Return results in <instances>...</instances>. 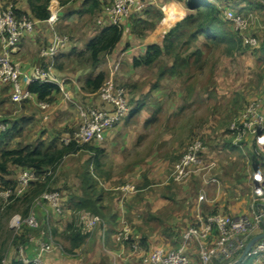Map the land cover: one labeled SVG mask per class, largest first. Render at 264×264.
I'll return each mask as SVG.
<instances>
[{
  "label": "crops",
  "instance_id": "1",
  "mask_svg": "<svg viewBox=\"0 0 264 264\" xmlns=\"http://www.w3.org/2000/svg\"><path fill=\"white\" fill-rule=\"evenodd\" d=\"M4 1L5 0H0V11L4 7ZM86 1L87 0H72L66 5H61L58 0H51L48 5L50 15V6L53 4L56 6L57 15L59 17L58 21L52 25L48 22L49 18L46 20H39L32 15L28 0H16L15 7L17 12L32 18L36 22L35 30L23 38L21 44L13 53V61L22 72L30 73L37 67H44L45 60L40 55V47L49 44L53 39L54 33L66 35L65 32H69L72 27H78L75 28L76 31L82 33L78 34L79 36L77 40H75L76 42L70 41L69 46L66 48L65 52H63L65 55L73 49L77 51L85 50L87 43L104 27L110 25L109 21L103 20L100 22V29H96L95 32H91L92 29L88 31L87 29L79 27L88 22L86 17L94 18L100 16V13L104 14L106 11L105 7L110 4V0H99L102 8L101 12L97 15H91L86 12V8L84 7V2ZM207 1L217 4L214 0ZM183 2L182 0H146L140 3L138 7H136V11H133V16H137V19L146 20L151 24L153 23L152 28L144 30L142 35H138L133 29V25L128 24L124 26L122 39L110 54V57L116 53L117 49L124 48V46L131 43L132 47L127 48L123 53L127 54L132 52L133 55L130 59L131 68H138L133 65V59L142 56L150 45H162L165 34L182 18L192 13V10L188 7L186 2ZM240 2H242V0L236 1L237 4H240ZM246 5L250 6L249 2H247ZM224 9L229 8L225 6ZM231 9L237 12L233 8ZM245 10L246 9H244V11H239L245 12ZM157 15H159V17H157ZM84 37L87 38V40L85 41L84 47H80L78 39ZM125 39L127 41H124ZM168 62V67H170L172 65V60ZM65 63H67L66 60ZM102 64L103 62L96 69H90L88 76L99 74L101 70L98 69ZM65 73L66 70H57L56 72L63 87V91L60 90V93L55 95V101L50 103L48 110L40 108L39 104L43 101H40L34 94H32L30 99L21 103H13L9 95V106L11 104L21 106L22 108L24 107V111L28 108V112H32L30 115H28V112H25L22 118H26V122H31L30 125L33 130L34 128L36 129L39 124L48 122V120L52 118L53 113L57 111H62L64 116L67 115L68 103L66 102L68 99L65 97L64 93H68L73 97L71 105L76 108L78 107V109L81 107V104L87 103L92 105L97 99L96 105L101 104L99 97H95L96 95L88 94L82 90L85 80L81 83L78 76L74 79L72 77H66ZM175 78L176 76H170L168 80L163 79L158 87L157 85L154 86L155 91L153 90L154 92L150 93L154 97V100H149L147 102V100L150 99L148 98L140 103L138 97L136 99L137 101L134 102L133 105L131 104V113L126 118L118 122L114 127L107 129L102 137L95 138L89 143L90 146L103 150L102 155L98 158L99 161L95 153L83 150L82 152L88 153L89 155L86 159H81L77 166L73 167V165L68 163L69 161H64V163L60 164L61 166L56 169L59 181L56 180V182H54V190H63L64 180H67L68 183L72 181L73 185L78 186L76 195L82 194L81 175L84 171L90 172L93 178L98 182L99 187L104 189L106 217L102 218L104 225H100L96 228L98 229L96 235L98 236L99 234L110 246L115 245L118 248H110V250H108V254H111L110 258L112 256V262H114V264L117 263L118 259L120 260L119 264H154L148 258V254L145 251L141 250L139 252H134L130 244L135 241L139 242V240L142 242L143 240L153 250L156 248H164L167 250L180 248L182 244V233L195 223L199 215L206 216L217 212H223L225 204L222 199L224 198V200H226V194L225 192L221 194V186L214 189L216 195L212 193V187H210L209 193L211 195H208V191L205 193L203 189L195 188L197 185L196 177L188 179L185 186H179L170 179V174L173 169L170 168L171 165L174 162L176 163L185 152L187 149L186 145L193 135L201 133L207 136V144L204 143L206 145L204 160L213 164L216 173L220 175L219 178L221 176H231L228 178L231 179L234 176L245 175L247 169V160L243 158L239 159L235 155L234 157H232L233 155L227 154L220 155L221 153L236 151L247 159H249L248 153H252L253 156L255 155L254 144L251 137H248L246 144L242 148L233 145L232 141H227L225 144L223 143L220 146L217 145V149L214 150V142L218 144L219 139L217 138L214 140L216 137L214 135H210L211 138H208V135L205 133L206 128L203 127L202 130L197 124L191 125L187 137L178 139V131L180 129L177 123L180 121L178 119L180 110L177 109L178 106H174L172 101H170V106L166 107V104L162 103L165 101V95L162 91L158 90V88L160 90L161 88H165L163 87L165 83H168L170 86L175 84L176 82L173 81L176 80ZM109 79L113 81L112 76L110 77L106 74V82L110 81ZM71 84L73 85L71 86ZM173 89L177 92L176 95L182 94L179 92L181 91L180 87L173 86ZM6 92L10 93L9 88L0 85V106L6 101V99H1ZM163 104L164 108L162 107ZM184 110L185 109H181V112ZM79 116L71 121V115L68 114V118L60 122L58 128L56 127L57 129L41 131L39 134L46 139L44 142L47 141V143L57 137L61 138L63 134L78 128V126L82 124V117L80 114ZM175 131L176 134L174 135ZM12 147L16 146L12 144ZM236 162H238L237 165H234ZM21 170L23 169L12 166V174L7 176L6 179L12 180L15 184ZM157 179H159V182H157ZM245 180L246 179H241L240 181L233 180L232 183L227 184L233 190V198L229 199L231 201L228 210H232V215L234 216L248 214L249 210L247 207H249L254 197L252 190L253 179L251 180L252 183H244L243 181ZM225 182L223 184H226ZM127 183L133 184L136 187V191L125 194L120 188ZM249 185H251V187ZM5 189L6 188L3 190ZM113 191H117V193H113ZM16 199H19V197ZM17 207L19 208V206ZM14 209L16 210V208ZM219 209L221 211H218ZM30 213H33L39 224L46 229L45 241L53 240V231L56 230L58 233L56 237L61 236L66 243L70 244L63 236L67 226L75 220L82 230L85 216L90 212L86 214H76L71 205L68 204L62 214L53 213L51 211L49 215H46L39 207L31 210ZM125 226L129 227L131 230V242L121 245L116 242L115 235ZM168 226L177 227L182 231H180V233H168L164 230V227ZM183 229L185 230L183 231ZM262 232V229H259L256 234L259 235ZM92 233L93 231L89 236L87 234L88 239L89 237L91 238ZM185 249L198 263L196 245H191ZM2 251L5 252L4 246ZM64 253L68 254L67 252ZM75 253L76 254L72 255L77 256L79 254L77 250H75ZM35 254L36 252L27 248L28 257L32 258ZM70 255L71 254H68V256ZM51 257L52 254L47 256V260L50 263L57 264L59 262L57 260L54 261V259L51 260ZM12 259L14 258H10L9 263H7L4 257L3 262L4 264H10Z\"/></svg>",
  "mask_w": 264,
  "mask_h": 264
},
{
  "label": "rangeland",
  "instance_id": "2",
  "mask_svg": "<svg viewBox=\"0 0 264 264\" xmlns=\"http://www.w3.org/2000/svg\"><path fill=\"white\" fill-rule=\"evenodd\" d=\"M8 1L10 0L4 1V6L6 3H8ZM182 1L186 2V0H182ZM236 1L237 0H214V2L220 6L221 17L223 19H224L223 9L225 6H228L229 9L233 8L237 12L239 10L244 11V9H246L245 12L239 11L241 14L244 15V17L248 20L249 23L248 24L249 27L243 30L242 33L246 37H252L253 39L255 38L256 44H251L244 40H241L244 46V50L238 52L234 56H227L224 54L222 47H217L214 45L206 46V41H204L203 38H201L200 41L198 42L199 43L198 45L199 47H201V49L204 52L203 68L199 70L197 67L191 65L189 69L183 71L181 76H176L175 78L176 80H173L176 82L175 84H172L170 86L168 83H165L163 86L165 88H161V90L158 88V90L162 91V93L165 95L164 96L165 101H163L162 103H165L166 107H169L170 101H172V103H174V106H178L177 109L180 110L179 113L180 116L178 117L180 121L179 123H177L180 129L178 131L179 132L178 139L187 137L191 125L197 124V126L202 128V130L203 127L206 128L205 133L206 135H208V138H211L210 135H214L216 136L214 140H216L217 138L219 139L218 144L214 142V150L217 149V145L220 146L223 143L225 144V142L227 141L231 142L232 136L228 131L230 122L235 116L240 114L251 101L256 99L260 100L261 103L263 104V109H264V50H263L264 49V0H242L240 4H237ZM247 2H249L250 6L246 5ZM109 6L110 4L107 7H105L106 8L105 10H107ZM86 20H88V22L79 27L87 29L88 31H90L89 29H92L91 32H95L96 29H100V22H102L103 20L108 21L107 11H105L104 14L100 13V16L98 17L97 16L94 18L86 17ZM130 22L131 19L126 25H128ZM226 22H227L225 26L226 29L229 31H233L237 35V37L241 39L240 36L242 35V33H240L232 23L228 21ZM75 28L72 27L70 28L69 32H65L66 35L65 34H61V35L69 37L73 42L77 40V37L79 36L78 34H82L79 33V31H76ZM78 40L80 47L82 46L84 47L87 38L84 37ZM124 41L127 40L125 39ZM130 47H132L131 43L124 46V48L117 49L116 53L112 57H110V54L106 56L104 58L103 64L100 66L98 70H101V72H105L110 77L112 76V79L116 85L122 86L126 89V91L129 94V98L131 99L130 104L133 105L134 102L137 101L136 99L138 97H139L138 101H140V103L143 100H147L148 98L150 99H148L147 102L149 100H154V97L150 94L155 91L154 86L157 85L158 87L159 84L162 83L163 79L168 80L170 78V75H166L165 77L160 78L161 71L165 67H168L169 59L164 58L163 60H161L155 66L152 67H138L136 69H132L130 62V59L133 55L132 52L127 54L123 53L127 48ZM40 48H42V46ZM89 71L90 69L72 67L66 70L65 75L66 77H70V78L72 77L74 79H76L78 76L82 83L85 80V78L89 75ZM72 85L73 84H71V86ZM173 86L180 87L181 91L179 92H181L182 94L176 95L177 92L174 91ZM9 95L10 93L6 92L1 98L4 100L6 99V101L4 104L0 106V120L4 121V123H8L9 127H11V125L15 121H18L20 126H23L25 124V128L23 129L21 134L12 141L13 146H17V145L23 146L26 144L35 145L37 144V142L44 141L46 139H44V137L41 136L39 132L57 129L58 124L64 121L66 118H68V114L71 115L70 117L71 121H73V119L75 117H78L80 114L78 107L76 108L73 105H71V100L68 99L69 101L67 100L66 102L68 103L66 116L62 114V111H57L53 113L52 118L48 120V122H43L39 124L38 127L36 129L34 128L33 130L30 125L31 122L30 121L26 122V118H22L25 112L27 113L29 109L27 108V110L24 111V107L22 108L21 106H17V105L15 106L12 104L9 106L10 103L8 99ZM95 97L98 96L96 95ZM97 101L98 99L95 100L94 104L92 105L83 103L81 104V107L85 108L87 107V105L89 106L101 105V104L96 105ZM162 107L164 108V104ZM180 108L185 110L181 112ZM28 113H29L28 115H30L32 112H28ZM79 127L80 125L78 126V128ZM78 128H75L72 131H75ZM175 134L176 131L174 132V135ZM206 137L207 136H204L201 133H196L189 140L188 144L186 145V148L189 146L191 142L198 139L203 141L205 144H207L208 139ZM251 138L254 144L255 155L253 156L252 153H248L249 159L245 158V156H242L241 153L231 150L230 153L226 152L220 154V155L223 154L233 155L232 157H234L235 155L239 159L243 158L247 160V164H246L247 169L245 175L234 176L231 179H228L231 176L230 177L221 176L219 178L220 176L219 173L217 174L216 170L213 167L211 174L216 175L218 182L210 183L207 186L204 185L203 180L199 175L191 177V178L196 177L197 185L195 188L196 189L201 188L203 189V191H205V193L208 191V195L210 194L209 193L210 187H212L211 190L212 193L215 194L214 189L219 188L221 186L220 187L221 194L224 192L226 194L225 197L226 200H224V198L222 199L225 204L223 209L224 213L232 215V210H228L229 209L228 206L231 201L229 199L233 198V190L227 184L232 183L233 180L240 181L241 179L242 180L246 179L243 182L249 183L251 182L255 172L257 171L264 172V152L257 147V143L254 141V138L253 137ZM88 155H89L88 153L81 151L77 154L67 156L61 164H63L64 161L66 162L69 161L68 163L73 165L74 167L77 166L78 162L81 159H86ZM206 163L212 164L209 161H207ZM237 163L238 162H236L234 165H237ZM174 165L175 162L171 165L170 168L174 169ZM54 173H55L54 177L52 178V180H50V184H49L50 189H53L54 182H56V180L59 179L57 175V171H54ZM170 179L172 180L171 174H170ZM157 182H159V179H157ZM186 182L177 183V184L179 186H185ZM224 182L226 184H223ZM249 186L251 187V185ZM77 189L78 186L73 185L72 181L68 183L67 180H64V189L63 190L60 189L59 191L62 192L64 197H67L65 209L67 208L68 204H70V200H69L70 197L76 195ZM113 193H117V191H113ZM12 201L10 202V204H8V206L5 205L4 199L0 194V251L3 249L4 246L5 260L7 263H9L10 258L20 259L22 257V254L23 256L28 257L27 248L31 249L33 252H36L39 247V244L45 241L44 237L46 233V229L43 228V226L40 225L39 222L37 227H31L29 224L25 222L21 223L19 226L13 225L12 220L15 216H19L22 219L24 218L22 217V213H21V210L23 209L22 204L18 203V199H16L13 202ZM11 205L13 206L12 207L13 211L11 210L12 211L11 214H8L6 212L8 210V207ZM17 206H19V210ZM33 206L31 210H34L36 207H39L43 210V212H45L46 215H49L51 213L48 205L45 203H43L42 205L36 204V200H35ZM14 207L16 208V210L14 209ZM247 209L249 210V207H247ZM218 211L221 210L219 209ZM27 227H30L31 229L30 228L28 229ZM96 228L97 227L92 229L93 233L91 234V238L90 237L89 239L87 238L85 244L81 248L77 249V252H79L77 256L72 255V254H76L75 252L74 253L69 252L70 244L66 243L63 237L61 236L56 237L55 235H53L54 239L47 241L50 244L52 251H50L46 255V263L52 264L47 260V256L49 254H52V257L50 259L51 260L54 259V261L56 260L59 261L57 264H66V263L67 264H77V263L78 264H109V263L114 264V262H112V256L110 258L111 254L110 255L108 254V250H110V248L112 249L113 248L118 249V248L115 245L110 246L107 242H105L102 239V237L99 234L97 236L96 233L98 229ZM164 230L168 233H173V232L180 233V231H182L177 227H171V226L164 227ZM184 230L185 229H183V231ZM90 233H88V236L90 235ZM139 243L142 247L141 250L145 251L148 255L153 251V249H151L150 246L145 241L142 240V242H140L139 240ZM191 245H195V244H191ZM197 251H198V247H197ZM64 252H67L68 254L71 255L68 256V254ZM10 253H12L13 255ZM256 259H257L256 256L252 258H245V260L241 264H253V262H255ZM119 261L120 260L118 259L117 263L115 264H119ZM194 261L195 264H200L199 255H198V263L196 262V259H194Z\"/></svg>",
  "mask_w": 264,
  "mask_h": 264
},
{
  "label": "built area",
  "instance_id": "3",
  "mask_svg": "<svg viewBox=\"0 0 264 264\" xmlns=\"http://www.w3.org/2000/svg\"><path fill=\"white\" fill-rule=\"evenodd\" d=\"M145 0H110V6L106 10L110 24L123 27L126 25L136 7ZM51 15L48 19L50 24H55L59 17L56 6L51 4ZM224 20L232 23L242 33L247 29L248 20L243 14L232 9H223ZM36 28V22L26 16H19L14 3L8 2L0 11V85L9 88L10 98L13 103H21L32 97L28 90L30 83L48 82L54 83L63 91V87L56 74V59L69 46L71 39L59 33H54L49 44L42 46L41 57L45 60L44 67H37L30 73H24L14 63L13 53L21 44L23 38L31 34ZM242 40L256 44V39L246 37L243 33ZM65 97L72 100L68 93ZM101 101L99 106L80 107L82 124L71 132H66L60 139L63 144L75 142L77 145L89 144L93 139L102 137L103 133L118 122L126 118L131 112L129 94L122 86L110 81L106 83L98 93ZM40 108L48 110L50 103L40 102ZM9 129L8 123L0 120V134ZM232 136L233 145L242 148L248 139L253 137L257 147L264 152V109L260 100L251 101L245 109L235 116L228 127ZM254 142V143H255ZM206 145L201 140H194L189 144L185 152L174 165L171 178L176 183H184L193 176L199 175L204 185L217 183L215 174H211L213 164L209 165L204 160ZM56 169L48 168L42 172L32 169H23L17 177L14 188H8L0 192L5 205L17 197H20L28 190L33 182H46L54 177ZM254 198L249 205V213L244 215H231L224 212H217L210 215H199L193 225L182 233V244L180 248L167 250L156 248L148 258L154 264H195L193 257L186 251V247L195 244L198 247L200 264H231L235 262L247 244L257 234V230L264 232V172L257 171L253 176ZM49 186V185H48ZM125 194L136 191V187L127 183L120 188ZM47 204L50 211L62 214L66 206V197L62 192L54 189H47L36 199V204ZM27 223L31 227H37L38 220L33 213L26 219L15 216L12 224L19 226ZM82 231L88 234L93 228L104 225L100 216L88 213L83 221ZM262 232V233H263ZM115 240L121 245L131 242V230L125 226L115 235ZM131 248L139 252L142 247L137 241L132 242ZM52 251L50 244L44 241L39 244L36 254L29 258H20L24 264H47L46 255ZM22 252V249H21ZM256 256L253 264H264V238L256 241L246 258Z\"/></svg>",
  "mask_w": 264,
  "mask_h": 264
},
{
  "label": "trees",
  "instance_id": "4",
  "mask_svg": "<svg viewBox=\"0 0 264 264\" xmlns=\"http://www.w3.org/2000/svg\"><path fill=\"white\" fill-rule=\"evenodd\" d=\"M50 1L28 0L32 15L39 20L48 19L50 17L48 10ZM58 1L61 5H66L72 0ZM8 2H12L15 5L16 0ZM186 4L192 10V13L182 18L165 34L162 45H150L142 56L134 58L133 65L135 67H152L164 58H167L172 60V65L161 71L160 78L166 75L181 76L183 71L189 69L191 65L201 70L204 61V52L198 45L201 38L206 41V46L214 45L222 47L224 54L227 56H234L244 50L242 39L237 37L233 31L226 29L227 22L221 17L220 6L207 0H186ZM84 7L86 8V12L91 15H97L102 10L99 0H87L84 2ZM17 14L22 16L19 12ZM129 24L133 25V29L138 35H142L144 30L153 26V23L137 19V16H133ZM123 32V27L117 25L110 24L104 27L87 43L85 50L77 51L73 49L68 54L64 55L62 53L56 59V70L65 71L72 67L96 69L103 62L104 58L108 54H111L118 46ZM65 60L67 63H65ZM105 84L106 74L100 72L95 76H88L84 81L82 90L88 94L98 95ZM28 90L30 93L36 95L40 101L48 103L54 102L55 95L60 93L58 85L39 81L30 83ZM23 126H20L18 121H15L6 132L0 134V192L4 188H14L16 185L12 180L6 179L7 176L12 174V166L42 172L48 168L57 169L67 156L77 154L83 150L92 151L96 154L97 159L103 153V150L100 148L92 147L89 144L77 145L75 142L60 144V137L48 143L41 141L35 145L26 144L12 147V141L21 134L25 128V124ZM81 179L82 194L71 196L69 199L74 213L86 214L90 212L101 218H105L104 189L99 187L98 182L88 171L83 172ZM50 180L31 183L28 190L19 197L18 203L23 206L21 213L24 219L30 215L34 201L44 191L50 189L48 186ZM12 207V205L9 206L6 213L11 214ZM27 228L29 229L30 227ZM53 232L55 236L58 235L56 230ZM63 236L70 242L69 252L71 253L82 247L87 240V234L83 233L75 220L67 226ZM4 257L5 253L1 250L0 264H4ZM10 264L24 263L20 259L14 258Z\"/></svg>",
  "mask_w": 264,
  "mask_h": 264
},
{
  "label": "water",
  "instance_id": "5",
  "mask_svg": "<svg viewBox=\"0 0 264 264\" xmlns=\"http://www.w3.org/2000/svg\"><path fill=\"white\" fill-rule=\"evenodd\" d=\"M264 238V232L259 234V235H256L255 237H253L251 239V241L247 244V246L245 247V249L243 250V252L241 253V255L239 256V258L231 263V264H240L247 256V253L249 252V250L251 249V247L253 246V244L260 240V239H263Z\"/></svg>",
  "mask_w": 264,
  "mask_h": 264
}]
</instances>
